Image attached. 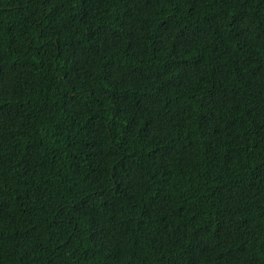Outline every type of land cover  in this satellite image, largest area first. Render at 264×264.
Listing matches in <instances>:
<instances>
[{
  "label": "trees",
  "instance_id": "16d2710c",
  "mask_svg": "<svg viewBox=\"0 0 264 264\" xmlns=\"http://www.w3.org/2000/svg\"><path fill=\"white\" fill-rule=\"evenodd\" d=\"M0 264H264V0H0Z\"/></svg>",
  "mask_w": 264,
  "mask_h": 264
}]
</instances>
